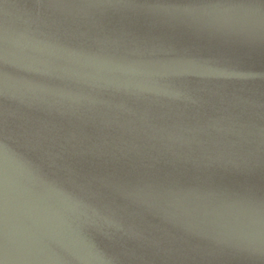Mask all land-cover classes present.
Segmentation results:
<instances>
[{
  "label": "water",
  "instance_id": "water-1",
  "mask_svg": "<svg viewBox=\"0 0 264 264\" xmlns=\"http://www.w3.org/2000/svg\"><path fill=\"white\" fill-rule=\"evenodd\" d=\"M0 264H264V0H0Z\"/></svg>",
  "mask_w": 264,
  "mask_h": 264
}]
</instances>
